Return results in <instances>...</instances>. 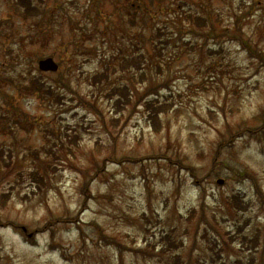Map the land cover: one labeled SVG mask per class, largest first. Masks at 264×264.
Returning <instances> with one entry per match:
<instances>
[{
    "label": "rangeland",
    "instance_id": "1",
    "mask_svg": "<svg viewBox=\"0 0 264 264\" xmlns=\"http://www.w3.org/2000/svg\"><path fill=\"white\" fill-rule=\"evenodd\" d=\"M31 1L0 0V264H264V66L234 39L264 51V0Z\"/></svg>",
    "mask_w": 264,
    "mask_h": 264
},
{
    "label": "trees",
    "instance_id": "2",
    "mask_svg": "<svg viewBox=\"0 0 264 264\" xmlns=\"http://www.w3.org/2000/svg\"><path fill=\"white\" fill-rule=\"evenodd\" d=\"M177 2L176 0H174ZM19 4L25 9L24 11L28 16H34L40 14L39 8L34 6L31 0H19ZM179 7H183L185 4L180 0L178 1ZM189 12H192V16L190 15L189 20H193V24L199 27H204L207 25V19L203 17L202 15H199V11L197 10H189ZM202 13L204 11H201ZM52 16L55 17V11L51 10L50 13ZM192 18V19H191ZM237 28H236V34H234V39L239 41L240 44L243 46L245 50H247L249 56L251 58H254L257 60V62L264 66V51L259 49L257 45H254L251 43V41L245 37V34L243 32L242 26L240 25V19L236 20ZM40 39H45L46 37H43V34L40 32ZM158 36H162L161 30H159ZM47 39V38H46ZM145 61V56L142 54L137 57H133L132 59L130 58H125L123 59L121 63V67L124 70L130 69L131 66H138L141 68L143 65V62ZM108 71V68L105 69ZM102 72L101 75H98L97 78L101 79H108L109 74L107 72ZM30 91H34L36 88L43 89L46 88L48 89L49 87L46 85L45 82H43L41 79L38 80H32L29 85L26 87ZM50 89H53L52 87ZM47 93L52 92L46 91ZM109 101L112 103V106L114 108L115 113H120L122 110H124L130 103H131V98H132V91L129 86H118L116 88H113L110 92V95L107 96ZM145 110L147 112V117L149 121L152 123L154 128L157 131L161 130V122L159 119V114L160 111L158 109V106L155 105L154 101H146L145 102ZM164 111V110H161ZM261 134L264 133L263 131L260 132ZM191 171V169H188ZM232 199L238 200L237 196H234ZM230 204L232 206L235 205V201H230ZM256 241H257V236H256ZM162 252L166 251H171V248H177L181 247L183 245L182 241H176L175 239H171L170 236L162 238Z\"/></svg>",
    "mask_w": 264,
    "mask_h": 264
},
{
    "label": "water",
    "instance_id": "3",
    "mask_svg": "<svg viewBox=\"0 0 264 264\" xmlns=\"http://www.w3.org/2000/svg\"><path fill=\"white\" fill-rule=\"evenodd\" d=\"M39 67L44 71H56L58 69V64L54 61L53 58L48 57L39 61ZM218 182L221 184L223 183V180L220 179Z\"/></svg>",
    "mask_w": 264,
    "mask_h": 264
}]
</instances>
